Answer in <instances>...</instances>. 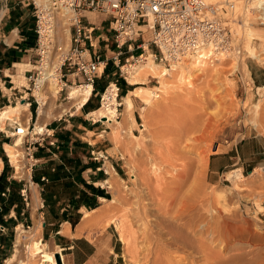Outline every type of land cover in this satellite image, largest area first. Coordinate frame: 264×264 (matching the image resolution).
<instances>
[{"label":"rangeland","instance_id":"1","mask_svg":"<svg viewBox=\"0 0 264 264\" xmlns=\"http://www.w3.org/2000/svg\"><path fill=\"white\" fill-rule=\"evenodd\" d=\"M215 1L220 0L212 2L215 3ZM235 11V16L224 15L227 25L232 29V49L214 52L211 59L206 55L207 59L204 62H207V72H194L187 65L190 61L186 62L183 64L188 76L186 80L181 83L177 78L167 79V84L164 82L166 87H163L159 78L148 75L143 85L145 91L136 93L142 97L132 95L134 108L131 115H127L125 105H120L118 120H114L121 124H116L115 121L112 124L105 123L107 125L105 126L107 127L106 143L111 147L107 152V180L112 184L109 187V183L103 182L109 195V200L103 204L109 207V210L111 209L107 222L114 224L120 238L116 222L119 220L126 223L129 242H132L133 246L121 241L123 245L121 259L124 264H136L137 260L139 264H147L143 261L146 255L145 242H148L144 237L147 229L144 222H140L136 216L137 207L134 203L139 192L138 176H140L142 163H147L150 169L156 168L152 170V173L150 171L152 178L160 179L157 182L156 179L153 181L154 190L160 192L161 197L170 199V202H173L172 200L176 197L174 205L168 201L169 208H175V214H177L176 209L181 212L188 210L202 198V200H210L203 209L205 217L210 219L213 215L219 224H222L225 216L233 219L236 227H233L234 229L232 228L230 232L227 233L223 230L224 228L214 229L223 235V242H216L217 240L213 242L210 238L212 235L209 233H201V235L199 232V237L207 239L206 242L203 241V244L207 250L210 249L208 252L216 253L228 242L230 247H233V251L227 257L240 254L244 256L241 264H264V123L261 125L253 119L254 113L261 112L264 107V22H261L264 21L262 20L264 0H250L249 3L247 0H237ZM86 14L98 26L105 17L98 13L87 12ZM59 18L57 32L63 39L61 42L66 44L69 34L65 19L68 17L60 16ZM101 28L105 29L98 32L110 34L107 22H103ZM249 35H253L250 42H248ZM251 48L255 49L254 51L263 61L251 54ZM25 67L22 65V69ZM117 70L119 72L118 68ZM106 79H111V75ZM124 81L130 87L127 90L125 87L121 88L119 103L123 102V97L130 91L138 87L131 84L128 79ZM159 87L164 89L158 90ZM49 89L51 94L56 90L46 85L44 93L47 97H50ZM65 91H69V86ZM23 94L26 93L23 92ZM65 94L63 92L62 95H58L56 100L58 107L68 104V100L63 99ZM156 95L159 96L156 98ZM33 99L34 97L30 95V100ZM17 103L15 99L6 105ZM94 103L101 106L100 95L94 96ZM6 105L2 103L0 109ZM36 107L37 104L32 107V110ZM75 109L72 108V110ZM93 117L98 118V116ZM52 120L53 118L50 121ZM35 121L34 113L32 126ZM10 124L12 122L7 121L5 130H0V158L4 160L5 166L8 163L7 169L17 179L16 190L18 191L20 186L28 189L29 201L28 205H24L26 211L22 215V227H15V246L12 255L16 254L17 259L12 264H22V261L28 264H39L41 258L39 256L32 258L27 246L37 243L39 237H34L32 230L39 222H42L41 237L43 238L44 223L47 220L46 205L42 206L45 196L37 185L31 184V180L26 178V175L17 174L10 162L3 145L4 142L13 144L17 137L11 135L14 130ZM30 131L32 132V129ZM29 138L25 137V143L21 149L23 153L21 160H24L21 166L25 165L26 169H30L29 163H32L26 150ZM87 138L90 139V136L88 135ZM219 147L221 151L217 155L232 153V147L234 149L238 147L244 157L238 165L215 175L210 173V158L211 152H215V149ZM80 154L95 155L91 151L88 152L87 147L80 149ZM152 165L156 166L152 167ZM243 165H245V173H243L245 177L235 180L236 177L231 171ZM256 167L260 171L254 172ZM154 171L158 175L153 174ZM21 234L24 239L19 244L18 239ZM153 242L157 241L154 239ZM45 246L46 251L58 250V247L49 244ZM137 246L139 258L131 259L133 257L131 247L135 250ZM154 246L156 247L157 243H154ZM198 261L201 264L211 262L205 261L203 255H199Z\"/></svg>","mask_w":264,"mask_h":264},{"label":"crops","instance_id":"2","mask_svg":"<svg viewBox=\"0 0 264 264\" xmlns=\"http://www.w3.org/2000/svg\"><path fill=\"white\" fill-rule=\"evenodd\" d=\"M0 9V107L2 103L6 105L8 102L14 101L16 97L24 96L17 104H9L1 108L0 114L8 108L26 106L27 110L22 117V123L27 125L30 118L31 121L34 119L32 107L36 104L34 100L31 101V104L24 101L27 94L31 95L24 87L28 88L27 84H30V73L27 71L28 66L35 61V49L38 43L35 6L32 0H0ZM69 40L70 34L67 45ZM99 47L100 51L104 53L103 45L100 44ZM109 54L110 52H107V55ZM138 54L139 51H136L135 55ZM22 65L26 67L22 69ZM118 73L117 67L110 63L106 72L97 78L94 86L92 84L71 86L68 104H62L59 107L56 105L58 91L53 98L49 89L50 97L46 96L49 101L47 112L38 117L35 126L37 128L38 125L43 126L48 122L47 129L52 131L53 135H47L44 143L35 147L33 157L35 166L32 168V173H30V169L25 171V165L21 166L22 162L24 163V160H21L22 152L19 166L13 164L9 157L17 174L26 175V178L31 180L30 182H34V184L31 183L32 185H37L43 191L47 220L44 224L43 238L41 237L42 222H39L41 224L39 238L42 243L46 241L45 244L58 247V250L53 253H61L64 264H124L121 259V249H123L121 241L123 240L118 237L114 224L107 222L110 210L103 204L109 200L104 196L108 194V191L104 188L103 182L106 181L111 187L110 181L107 180L106 169L107 152L111 147L106 143L107 127L105 126L107 125L105 123L112 124L114 120L105 122L99 114L97 119L93 117L103 109L98 103H94V96L100 95L111 81L116 80ZM110 75L111 79L107 80L106 77H110ZM67 79L68 85L72 80L75 83L84 81L82 77L77 79L71 74ZM130 79L131 75H128V81L131 83ZM144 84L145 82L134 84L138 87L132 91L129 90L130 92L123 97L122 105H125V100L130 98L134 108L132 95L140 97L141 95L138 96L135 93L139 89L145 91ZM118 85L120 89L125 87L127 90L130 87L121 78L118 79ZM79 86H92L93 94L91 92L88 98L90 99L92 96L93 98L89 103L88 99L86 107L85 104L79 108L77 101L80 98V94L77 92ZM25 91L26 95L23 94ZM38 101L40 102L38 110L40 115L42 102L39 99ZM73 107L76 109L72 110ZM126 113L131 115V112H127V110ZM57 117L59 118L54 119ZM52 118L53 120L50 121ZM115 122L116 124L121 123ZM0 125V129L5 130L2 128L1 122ZM36 128L35 132H37ZM88 135L90 139L87 138ZM17 139L16 137L13 144L4 142L3 145L8 156L6 146H14ZM51 141H56V143L52 145ZM85 147L88 148V152L91 151L95 155L80 154V149ZM231 150L232 153L217 155L221 151L219 147L216 153L211 154V174L219 175L242 161L244 156L239 148L232 147ZM1 164L0 175L5 168L3 159L0 160ZM243 166L232 170L233 176L239 174L245 177L243 175L245 165ZM6 176L8 182L3 184V187L0 185V205L4 207L3 210L0 208V264H11L10 257L13 256L12 251L15 246V227H22V215L26 211L24 205L27 204L13 183L17 179L8 169ZM43 176H46L48 181H42ZM8 186H11L12 191L4 197V188ZM9 196H11L10 200H8ZM12 202L14 204H11ZM1 226L4 227V230L1 229Z\"/></svg>","mask_w":264,"mask_h":264},{"label":"built area","instance_id":"3","mask_svg":"<svg viewBox=\"0 0 264 264\" xmlns=\"http://www.w3.org/2000/svg\"><path fill=\"white\" fill-rule=\"evenodd\" d=\"M32 1L35 6L38 43L35 61L27 71L30 73V84L24 89L32 91L31 96L37 104L36 121L40 103L33 94V88L38 78L43 76L42 65L45 61L62 58L60 79L65 83L59 95L65 92L63 99L67 100L68 92L65 89L69 86L67 78L70 74L77 79L82 77L84 81L80 83H90L94 86L97 78L106 72L108 65L114 64L119 69L118 77L100 94L102 107L109 89L115 92L117 100L120 97L118 79L127 80L128 74L123 70V66L131 64L132 61L138 62L144 54L152 53L154 60L171 67L172 64L181 63L189 57L198 56L197 52L206 46L211 47L213 53L232 49V29L227 25L224 15H236L237 0H220L215 3L209 0H46V5H42L38 0ZM249 1L247 0V3ZM62 12H70L73 15L69 25L70 47H65V44L58 41L56 26ZM87 12L105 16L100 26L91 21ZM103 22L108 23L110 34L98 32L105 29L101 28ZM101 42L104 53L100 51ZM139 50L140 53L135 55ZM107 52L111 55H107ZM57 71L56 69L55 72ZM71 83L76 84L73 80ZM26 96L25 100H30V96ZM21 98L23 96L16 97L18 102ZM120 105L121 103H118L117 107ZM27 122V127L18 121L10 127L17 135L25 134L24 129H27L26 138H30L26 150L32 162L29 163L32 170L35 166V147L42 145L47 135L53 134L47 129V123L42 133H36L35 123L32 126L31 118ZM30 129L33 132H30ZM55 143L56 141H51L52 145ZM42 181H48V178L43 176ZM27 190L21 189V195L28 205ZM10 191V187H7L3 195L9 194ZM42 206L44 207V203ZM1 229L4 230V227L1 226Z\"/></svg>","mask_w":264,"mask_h":264},{"label":"bare ground","instance_id":"4","mask_svg":"<svg viewBox=\"0 0 264 264\" xmlns=\"http://www.w3.org/2000/svg\"><path fill=\"white\" fill-rule=\"evenodd\" d=\"M212 1L213 0H209V2H212ZM38 2L41 3L42 5L43 4L46 5V0H38ZM60 16L62 18L68 17L67 19H65L67 21V24L65 26H67V28H68L67 32H68V34H70V40H69L68 45L65 44V47H70V45H71V33H70L69 25H70V19L72 18L73 15L70 12H64V13L62 12L60 14ZM262 18H263L262 20H264V16ZM59 19L60 18H58L57 26L59 24ZM57 26H56V31H57ZM57 36H58V41L60 43L64 44L63 42H61L62 38L60 37V35H58V32H57ZM252 36L253 35H249L248 42L251 41ZM254 36H256V35H254ZM260 37L262 38V36H260ZM62 41H63V39H62ZM210 48L211 47H207V46L203 47L201 50H199L197 52L198 56L189 57L188 59H186L185 61H183L181 63L172 64L171 67L166 66L162 62L154 60L152 53H148L147 55L144 54L143 57L140 60H138L137 63H131L128 65H124L123 70L128 73L127 79H128V75H131L130 81L133 84H143L145 81L144 79H146L148 75H154L155 77L159 78L161 83L163 84V87L167 86V85L165 86L166 80L170 79V78H177L178 80H180L181 83H183L184 80H186V78L188 77L186 74V70L183 67V64H185L186 62L190 61L187 65H189L191 70L194 72L204 73V72L208 71V69L206 68L207 62H204V60H206L207 58H209V59L212 58L213 52L210 50ZM254 50L255 49L253 48L251 51V54L263 61V59L260 56H258ZM205 56L207 58H205ZM62 61H63L62 58L57 57L56 60L45 61L42 65V72H43L42 75L43 76L38 78L37 84L33 88V94L36 96V98L38 97L37 99H39L42 102L41 103V109H40V115L38 112V117L45 115V113L47 112L46 109L49 105V101L45 97L46 95L44 93L46 85H49V86L53 87L54 89H56L52 93L53 94L52 97L54 98L57 94V91H58V95H59V92L65 83L63 80L60 79V75H61L60 66L62 64ZM210 64H211V62H210ZM164 67H166V69ZM56 69L58 70L57 72H55ZM85 84H90V83L69 85L68 102L70 100L69 92L72 90L71 86L85 85ZM163 89L164 88H160V87L158 88V90H163ZM142 91H143V89H139L137 92H142ZM77 92H79V94H80L79 95L80 98L77 99V101L79 102V108H80L81 106H84L86 104V102L88 101V99H89L88 97L90 96V93L92 92V86H79V89H77ZM158 96L159 95H156V98ZM22 99L23 98H21L19 101H21ZM25 101H28V100H25ZM28 102H30V101H28ZM118 103H119V101L116 99L115 92H112L111 89H109L105 95V98L103 101V106L101 107L103 109H101L94 116H98V114H99L100 118L105 122H111V120H114V119L118 120L117 119V117H118V107H117ZM122 103H121V105H122ZM125 105H126L127 112H132L133 103H132L130 98L125 100ZM224 105H226V104H224ZM39 108H40V106H39ZM39 108H38V110H39ZM26 110H27L26 106H23V107L18 106V107L8 108V109L4 110L0 114V122L2 124V128L4 129V126H5L7 121L12 122V124L15 123V121L22 123V119H23L22 117L24 116ZM46 118H49V117H46ZM253 119L255 120V122H258L261 125H263V123H264V107H263L261 112L254 113ZM27 124H28V122H27ZM118 124H121V123H118ZM35 125H36V123H35ZM22 126H24L23 123H22ZM25 126L27 127L28 125H25ZM120 127H122V125ZM35 128H36V126H35ZM44 130H45V124L43 126L38 125L36 128V131H37L36 133H38V132L42 133ZM24 131H25V134H23V135H17L15 133H12L11 134L12 136L15 135L18 138L16 141V144L14 146H6V150L9 154V157L11 158L13 164H15L17 166L20 165V162H21L20 161V156H21L20 149L22 148L23 144L25 143L24 140L26 137V133H28L27 129H24ZM216 152H217V148L215 149V152H211V153H216ZM159 164H161V163H159ZM155 166L156 165H152V167H155ZM140 167H141V170H140L141 172L139 173L140 176H138L139 177V192L136 195V201L134 203L137 207V211L135 212L136 216L139 218L140 222L141 221L144 222L145 227L147 229V232H146L143 228V231L146 232L144 237L148 241V242H145L146 255L143 258V261L145 263H147V264H149V263L150 264H201L200 261H198L199 255H203V257L205 258V261H211L212 264H241V263H243V259H244L243 255L239 254V255H234L232 257H227V255L230 254L231 251H233L232 250L233 247L232 248L230 247V243H228V242L225 243V246H222V248H220L218 252L213 253V251H210L211 252L210 253V252H208V250H210V249L207 250L206 249L207 247L206 246L204 247V244H203V241L206 242L207 239L205 240V239H202L201 237H199V232H200V234L201 233L202 234L203 233H209L210 235H212L210 237L211 241L214 242L215 240H217L216 242H223V239H222L223 235L221 233H217V231L214 229L215 228H217V229L224 228L223 230H226L227 233L230 232L233 227L234 228L236 227V225H234V222L232 221L233 219L231 217L225 216L223 218L222 224H219L218 222H216L215 221L216 218L213 215L210 216L211 217L210 219L208 217H205L203 215L204 214L203 209L206 207V205L208 203H210V200H206V199L202 200V198L200 201L197 200L198 202L196 203V205H193V207L190 205L192 208H190L188 210L185 209V211L183 210L184 212L183 211L181 212V210L179 211V209L178 210L176 209L177 214H175L174 213L175 208L174 209L171 208L173 210L172 212L174 213V214H172L169 206L172 203H173V205L175 204L174 200L176 197L174 198L172 196V198H174L172 200L173 202H170L169 201L170 199L168 200V198H166V197H161L160 192H158L157 190H154V182L153 181L156 178L154 179L151 177L152 170H156V168L150 169L148 167L147 163L146 164L142 163ZM138 171H139V169H138ZM150 171H151V173H150ZM258 171H260V169L256 170L255 172H258ZM16 173H17V171H16ZM155 173H156V171L153 172V174H155ZM235 177H236L235 180L243 179V177L239 174L235 175ZM159 180L156 179V182ZM32 184H34V183H32ZM111 184H112V182H111ZM169 197L171 198V196H169ZM178 197H180V196L178 195ZM168 201L170 202V204L168 203ZM212 201H213V199H212ZM178 205H180V204H178ZM173 207H175V206H173ZM125 224L119 220H117V222H116V225L118 227V230L120 231L122 240L126 244L131 246L132 242H129V235H128V231H127ZM40 227H41V224L38 223L36 225V227L34 228V230H33L34 237H39ZM216 233H217V235L214 236ZM23 239H24V236L21 234L19 239H18L19 244L22 243ZM154 239L157 242H153ZM36 242L37 243H35L34 245H28L27 246V249L30 252L31 257L36 258L39 256L41 258V261L39 264H58L57 259H56V254L53 252L46 251L40 238H38V240ZM154 243H157L156 247L154 246ZM141 245H142V243H141ZM132 246H133V244H132ZM131 248L133 249V250H131V254L133 256V257H131V259L132 258H134L135 260H136V258L138 259L139 258V256H138L139 252L137 250L138 246L136 247L135 250L133 247H131ZM16 252L18 253V250ZM143 253H145V252H143ZM16 259H17V255L13 254V256L11 257V261H10L11 264ZM213 260H214V263H213ZM137 261H136V264H139V263H137ZM140 262H141V260H140ZM211 262H209L208 264H211ZM21 263L22 264H28V262H25V261H22Z\"/></svg>","mask_w":264,"mask_h":264},{"label":"trees","instance_id":"5","mask_svg":"<svg viewBox=\"0 0 264 264\" xmlns=\"http://www.w3.org/2000/svg\"><path fill=\"white\" fill-rule=\"evenodd\" d=\"M110 66V64L108 65V67ZM107 67V68H108ZM124 80V79H123ZM92 98H93V96L92 97H90V99H89V101H88V103L92 100ZM87 103V104H88ZM87 104L85 105V107L87 106ZM34 111V113L36 114V112H35V109L33 110ZM7 165H8V163H6V166H5V168H4V171L2 172V174L0 175V183H2V184H0V185H2V187H3V184L5 185V183H7L8 182V180H7V176H6V170H7ZM14 184H16V183H18L16 180L13 182ZM5 187V186H4ZM8 187H10V189H11V191H12V188H11V186H8ZM20 188H21V186H20ZM6 189H7V187L6 188H4V192H6ZM19 191H20V189H18ZM11 191H10V193H11ZM9 193V194H10ZM19 195H21V193L19 194ZM4 196V195H3ZM12 196V195H11ZM11 196H9V199L8 200H10L11 199ZM105 197H109V195H104ZM5 197V196H4ZM22 197V196H21ZM12 201V200H11ZM11 204H14L13 202L11 203ZM0 208L3 210V205H0Z\"/></svg>","mask_w":264,"mask_h":264},{"label":"water","instance_id":"6","mask_svg":"<svg viewBox=\"0 0 264 264\" xmlns=\"http://www.w3.org/2000/svg\"><path fill=\"white\" fill-rule=\"evenodd\" d=\"M56 259H57L58 264H64L61 253H56Z\"/></svg>","mask_w":264,"mask_h":264}]
</instances>
